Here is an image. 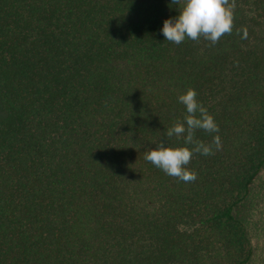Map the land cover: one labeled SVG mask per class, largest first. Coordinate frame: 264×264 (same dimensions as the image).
Wrapping results in <instances>:
<instances>
[{
	"label": "trees",
	"instance_id": "16d2710c",
	"mask_svg": "<svg viewBox=\"0 0 264 264\" xmlns=\"http://www.w3.org/2000/svg\"><path fill=\"white\" fill-rule=\"evenodd\" d=\"M228 5L176 45L171 0H0V264H264V0ZM189 88L219 132L184 182L145 154L191 147Z\"/></svg>",
	"mask_w": 264,
	"mask_h": 264
},
{
	"label": "clouds",
	"instance_id": "9594fccd",
	"mask_svg": "<svg viewBox=\"0 0 264 264\" xmlns=\"http://www.w3.org/2000/svg\"><path fill=\"white\" fill-rule=\"evenodd\" d=\"M178 7L177 15L163 21L161 34L165 40L179 45L186 39L197 41L200 37L216 44L222 35L231 33L234 13L228 0H171ZM178 103L185 108L183 122L174 124L167 131V136H184L188 146L168 147L165 140L145 154V159L169 176L189 182L196 179V174L189 171V164L194 153L213 154L212 145L194 140V132L202 129L212 134L218 133L219 127L207 109L197 100V92L189 88L177 97ZM213 144L218 149L219 136H213Z\"/></svg>",
	"mask_w": 264,
	"mask_h": 264
},
{
	"label": "rangeland",
	"instance_id": "374dc122",
	"mask_svg": "<svg viewBox=\"0 0 264 264\" xmlns=\"http://www.w3.org/2000/svg\"><path fill=\"white\" fill-rule=\"evenodd\" d=\"M0 116H1V112H0Z\"/></svg>",
	"mask_w": 264,
	"mask_h": 264
}]
</instances>
